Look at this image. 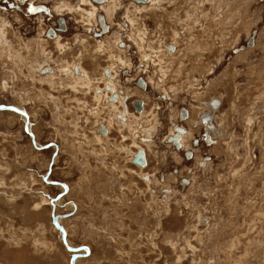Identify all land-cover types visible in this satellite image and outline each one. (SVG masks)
I'll list each match as a JSON object with an SVG mask.
<instances>
[{
    "label": "rangeland",
    "instance_id": "374dc122",
    "mask_svg": "<svg viewBox=\"0 0 264 264\" xmlns=\"http://www.w3.org/2000/svg\"><path fill=\"white\" fill-rule=\"evenodd\" d=\"M34 1L53 9L60 0ZM65 1L68 7L78 4ZM104 1L109 9L97 16L101 11L111 27L106 34L95 36L98 24L83 26L76 12L61 14L69 29L62 40L72 47L63 54L54 41H39V25L45 30L53 20L40 22V14L29 20L22 9L14 16L0 11L4 38L9 27L7 38L18 53L0 56V105L22 107L31 117L30 136L22 116L0 109V264H264V0H155L150 9L133 5L148 2ZM117 5L108 23L107 12ZM76 35L87 37L85 48ZM114 35L131 58L119 74L130 93L127 110L139 114L142 107L137 111L131 104L144 100L145 112L138 122L130 120L135 131L125 121L108 122L109 138L101 145L93 123L103 122L107 111L94 98L106 85L97 79L114 69L110 54L121 56ZM250 37L254 43L248 46ZM26 43L34 51L42 45L53 67L65 60L72 68L77 60L95 77L94 90L76 94L65 76L64 86L40 82L28 58L44 55L32 49L27 54ZM104 43L109 51L100 48ZM93 52L97 64L89 65ZM154 56L143 73L145 58ZM138 75L146 79V91L134 84ZM214 99L220 108L217 103L212 134L220 130L219 141H199L187 159L184 150L169 146L167 135L181 124L191 147L193 137L210 130L198 120ZM183 106L190 111L187 120L177 117ZM142 135H152L154 143L144 146L147 165L139 169L128 152L139 150ZM52 213L72 250L51 222ZM72 253L82 256L71 259Z\"/></svg>",
    "mask_w": 264,
    "mask_h": 264
},
{
    "label": "flooded vegetation",
    "instance_id": "af4514ba",
    "mask_svg": "<svg viewBox=\"0 0 264 264\" xmlns=\"http://www.w3.org/2000/svg\"><path fill=\"white\" fill-rule=\"evenodd\" d=\"M112 1H114V0H112ZM133 2H135V3H143V2H137L136 0H132ZM152 0H149L148 1V3L150 4V2H151ZM118 2V1H117ZM63 3H64V5L65 6H62L63 5ZM75 3H78V4H76L77 5V8H78V10H79V12H81V13H85V15H92V16H94V23H96V17H97V24H98V26H97V31H98V33L97 32H94V35L96 36V35H100V34H106L107 32H109L110 31V26L106 23V20H105V18H104V14L101 12V11H99L98 12V16H97V12H96V9L95 8H99L98 10H100L101 8H102V6L105 4V1L104 0H81V1H79L78 2V0H74V3H72V4H75ZM97 3V4H96ZM98 3H101L102 4V6L101 5H98ZM60 4V5H59ZM69 4H70V2H69ZM88 4L90 5V7L89 8H86V9H89V10H85V9H83L84 7V5H87L88 6ZM22 5V6H21ZM76 5H74V6H76ZM110 4L109 3H107V5H104L103 7L105 8V6H107V8H105V10H107L108 11V9H109V6ZM58 6L61 8H58ZM66 6L68 7V4L66 5V1L65 0H60L59 1V3L58 4H55V5H53V9L55 10V11H57V10H59V11H57L55 14H59L60 16H57L56 18L54 17V10L52 9V7L47 3V2H44V1H42V2H37V1H34V0H0V11L4 14V13H6V14H9L10 16H14L13 15V13L14 12H17V10H20V9H22V10H24L25 11V13L27 14V15H29L28 17H29V20H31V17H36V16H38L39 14H40V16L38 17V20L41 22L42 20L43 21H47V22H49L50 20H53V23H54V25L52 26V25H49V26H47L46 27V29H45V32H44V34H43V36H44V38H47V36H52L53 38L51 39L52 41H54V40H56V38L58 37V36H60V35H62L61 33H66L69 29H68V25H67V21H66V19L63 17V16H61V13H63L64 11H65V9H67L66 8ZM74 6H69V7H74ZM63 7H65V8H63ZM95 7V8H94ZM118 7H119V5H117V6H114V8H115V10H113L112 12H107V14H108V18L109 17H111V16H113V15H115V13L117 12V10H118ZM56 8V9H55ZM68 10V9H67ZM66 10V12L67 13H70V14H72L71 12H69L70 10H68L67 11ZM60 12V13H59ZM96 14V15H95ZM117 14V13H116ZM0 16H1V14H0ZM4 16V15H3ZM2 16V17H3ZM42 17V18H41ZM6 19V18H5ZM15 23V22H14ZM25 23H27V22H25ZM28 24H30V21L28 22ZM127 24V23H126ZM92 24H91V29H93L92 28ZM127 26H128V24H127ZM16 27H21V25L20 26H16ZM41 27L42 26H40L39 25V30L41 29ZM24 29H25V31L27 32V33H29L30 31H32V29H33V26H32V28H31V25H29L28 27H24ZM84 29V28H83ZM38 30V31H39ZM93 33V32H92ZM97 33V34H96ZM48 39H49V37H48ZM250 39H252V43H253V37H250L249 39H248V41L250 40ZM248 41H247V45H248ZM120 45H124L122 42L120 43ZM244 47V46H243ZM77 68L78 67H76V72H77ZM50 70L51 69H46V71H44L43 73L44 74H47L48 72H50ZM105 70L106 69H104V74L106 73V76L108 77L109 75H108V73L107 72H105ZM107 71V70H106ZM124 74H125V72H123ZM144 73V72H143ZM110 77V76H109ZM109 82L111 83V80H109ZM135 82L138 84V86L140 87V88H144L143 90L144 91H146L147 90V85H146V79L144 78V76L143 75H138V77H137V79L134 81V84H135ZM121 85V84H120ZM109 87V88H108ZM121 87H123V86H121ZM105 90L103 91L105 94H108V97H107V101L105 102L106 104L108 103V104H110V105H112V104H118V105H120L122 108H124V110H123V112H118L119 114H117V116H116V119H118L120 122H123L124 120H126L127 118H128V116L131 114L130 112H129V110H127L126 109V106L124 105V103L126 102V100L128 99V97L130 96L129 94H127L126 92H122V93H120V92H111L112 91V87L110 86V84H108V86L106 85L105 86V88H104ZM109 89H111V91L109 90ZM121 90V89H120ZM114 93V94H113ZM127 94V95H126ZM124 97V98H123ZM123 98V99H122ZM169 99V97H165L164 95L162 96V99ZM122 100V101H121ZM139 100H141V99H139ZM125 101V102H124ZM141 101H144V100H141ZM141 101H139L140 103H141V107H142V111L139 113V117L142 115V113H144L145 112V108H144V104L141 102ZM117 102V103H116ZM137 102V101H136ZM135 102V103H136ZM112 103V104H111ZM135 103H133V104H131V106H132V108L134 109V106H135ZM219 104L218 106H216V104ZM124 105V106H123ZM204 106L207 108L208 107V110L207 111H205V112H201L200 114H199V120H198V123H200L201 124V126H205V124H207L209 127L208 128H210V130H206L205 128H204V130L201 132V134L200 135H198V138L197 137H193L192 139H191V147H189V143H188V137L190 136V134L189 133H187V129L186 128H184V127H182V126H180L181 124H179V123H177V124H179V125H176L171 131H170V133H169V135H167L168 137H167V142H169L171 145H169V146H172L173 148H177V150H184V152H183V154L185 155V157L187 158V159H190V158H192L193 157V147H197L198 145H199V141L201 142V144H203V145H206V146H211V145H213V144H215V143H217L218 141H219V138H220V130H217L216 131V133H213L212 134V131H213V126L215 125L216 126V124L214 123V120H213V117H212V115H213V112L215 111V110H217L218 108H220V101L218 100V99H214L211 103H209V102H207V103H205L204 104ZM218 107V108H217ZM205 108V109H206ZM188 109V108H187ZM187 109H186V107H181L180 108V110H179V114H178V119H180V120H184V119H186L187 120V118H190L189 116H190V111H187ZM189 110V109H188ZM121 113H123V114H121ZM125 113V114H124ZM133 114H137V113H133ZM120 115V116H119ZM119 117V118H118ZM125 117V118H124ZM124 119V120H123ZM171 125H172V123H171ZM149 127V126H148ZM176 128H181L182 129V131L178 134V139H177V141H178V143H179V146L178 147H176V145L171 141V140H169V137H172L173 135H175V134H177V131H176ZM140 129H149V128H147V127H140ZM155 131V129H152V131H151V134L153 135V132ZM101 132H102V134H103V132H105V134H103V136L104 135H106V132H107V130L106 129H102L101 130ZM147 133V132H146ZM151 135V136H152ZM148 135H142V136H138V138H139V143H143V144H140V147H142V149L141 148H136V149H140L141 151L145 148L144 146H146L147 147V145H149V144H153L154 142V140H153V137L151 138V136H150V138H148L147 137ZM166 136V135H165ZM201 136V137H200ZM143 140H144V142H143ZM167 144V143H166ZM132 150V149H131ZM133 151V150H132ZM127 152V151H126ZM130 155H131V158L133 159V157H134V155L137 153H130V152H128ZM142 153H143V155H144V158L145 159H148V156H147V154L145 153V151L143 150L142 151ZM177 154V153H176ZM146 155V156H145ZM210 157L209 156H204V160H208ZM133 161V160H132ZM134 163V162H133ZM145 163L146 164H143L142 166H139L138 164H136L135 163V165L137 166V168H141L142 167V169L144 168V167H146V165H147V161L145 160ZM176 171V170H175ZM144 177V176H143ZM145 178V177H144ZM188 178L187 177H182V178H180V182H181V184H187L188 183ZM147 181V180H146Z\"/></svg>",
    "mask_w": 264,
    "mask_h": 264
},
{
    "label": "bare ground",
    "instance_id": "6f19581e",
    "mask_svg": "<svg viewBox=\"0 0 264 264\" xmlns=\"http://www.w3.org/2000/svg\"><path fill=\"white\" fill-rule=\"evenodd\" d=\"M149 0H147V1H144L143 3H146V2H148ZM159 1H162V0H159ZM69 5V4H68ZM62 6H65L64 5V3H63V5ZM58 8H60L59 6H58ZM63 8H65V7H63ZM66 8L68 9V7L66 6ZM56 9V8H55ZM61 9V8H60ZM68 10H70L69 12H76V14L78 13L79 15H80V19H85L86 17H87V19H90V17L92 16V15H85V13H81V12H79V10H78V8L77 7H73V9H68ZM57 11H59V10H57ZM56 11V12H57ZM60 13V12H59ZM62 14V13H61ZM85 17V18H84ZM93 18H94V16H92ZM78 18V17H77ZM76 18V19H77ZM4 20H6L5 18H3L2 16H0V56H2V55H7L8 57L9 56H15L14 55V52H13V50H15L12 46H11V43H10V40H8L9 38H7V33H8V31H9V27H7V29H6V38H4V35H3V33H4V31H3V28H2V25L3 24H1V22L2 21H4ZM8 21V20H7ZM83 21V23L84 24H86L85 26H89V27H91V24L92 23H87L86 22V20H82ZM11 25V24H10ZM40 31V32H39ZM38 32L40 33V35H42V31H44V29L42 30V28L39 30ZM18 34V33H17ZM38 37H40V36H38ZM87 37H84V36H80V35H76L75 36V41H79L80 42V44H81V46H83V48H85V46L87 45V39H86ZM114 38H117V40H113L115 43H114V46H115V48L116 49H118L117 48V46L119 45V44H117L118 43V41L121 39V37H119V36H117V35H115V37ZM40 40V42L42 41V42H47V40L45 41L44 40V38L42 37V38H39ZM119 39V40H118ZM28 40V39H27ZM103 40V39H102ZM108 40V39H107ZM17 42V41H16ZM19 42V41H18ZM121 42V41H120ZM39 43V42H38ZM54 43H55V46L57 47V49L59 50V52L60 53H66L67 52V50L65 49V48H67V49H70L71 48V45H69V43H64L63 42V40H56V41H54ZM102 43V42H101ZM106 43V42H105ZM101 44L100 45V48L102 49V50H104V52L105 51H109V50H107L106 48H107V46H111L112 44H110V41H109V45H107L106 46V44ZM253 43H254V41H253ZM27 44V43H26ZM71 44V43H70ZM103 45V46H102ZM113 46V45H112ZM111 46V47H112ZM248 46H250V45H248ZM32 47V46H31ZM106 47V48H105ZM24 49H26V51H27V54H29V52H30V49H32V48H30V46L27 44V46L26 47H23ZM109 49H110V47H108ZM113 48V47H112ZM92 49H93V47H92ZM91 49V50H92ZM39 50H41V51H39ZM101 50V51H102ZM119 50V53H121V60H123V63L122 64H124V66H125V61H126V49L125 50H123V49H118ZM34 50L32 49V52H33ZM11 52H12V54L13 55H11ZM36 54H43L44 55V57L43 58H39L38 57V59L39 60H36V62H35V64H34V61H31L30 62V60H29V62H30V64L32 63V66L31 65H28V67H30L31 69H34L36 72V74H37V72H40L41 71V69H43L44 67H47V64H48V57L49 56H47V54L44 52V48H42V45L40 46V49H36V51H34ZM95 52V51H94ZM94 52L92 53L93 55H91L90 56V58H88V64L90 65L91 63H94V61H97V57L96 58H94ZM99 52H100V50H99ZM98 52V53H99ZM91 53V52H90ZM105 54V53H104ZM97 55V54H96ZM109 55V54H108ZM111 56H109L111 59H113L112 57H113V51H112V53L110 54ZM37 56V55H36ZM47 56V57H46ZM107 57V56H106ZM2 58V57H1ZM1 58H0V60H1ZM86 58V57H85ZM105 58V57H104ZM109 58V59H110ZM26 59V58H25ZM24 59V60H25ZM62 59V58H61ZM80 59V58H79ZM3 60V59H2ZM114 60V63L115 64H112L113 66H114V72H119L118 74H116L117 76H118V79H120L119 78V74L123 71V68H124V66L123 65H119V60L117 59V61H116V59H113ZM60 61V60H59ZM76 61L77 60H75V62H74V65L72 66V68H71V66H69V64L68 65H66V64H64V62H65V60L63 61V64H60L59 66H57V67H54L53 68V73L51 74V75H49V76H46V77H40V79H39V81L41 82V81H46V82H51L50 83V85L51 86H53V84L54 83H59V85H61V86H64V85H62V84H64V80H65V77L69 80V85L68 86H70V88L75 92V93H78L79 91V93H82V94H86V93H88V92H90L89 90H87V92H86V89H90V86H92V91L94 90V87H95V85L97 84V83H95V81H94V79H95V77H94V79L91 77V75H89V74H87V72L85 71V70H83V68H82V66L80 65V63H76ZM78 61H80V60H78ZM61 62V61H60ZM24 63H25V65L28 63H26L25 61H24ZM73 63V62H72ZM99 63V62H98ZM95 64H97V62L96 63H94V64H91V65H95ZM71 65V64H70ZM79 65V66H78ZM77 67L78 66V68H77V74H78V76H75V74H73L74 76H75V78L72 80L71 78H70V73L72 72L73 73V70H74V67ZM111 66V65H110ZM115 66H116V69H115ZM94 67V66H93ZM51 68V67H50ZM85 68V67H84ZM103 68V67H102ZM108 69H110V68H108ZM113 70V69H112ZM46 71V70H45ZM110 71H111V69H110ZM31 72V71H30ZM29 72V73H30ZM101 72V71H100ZM113 72V71H112ZM1 73V72H0ZM30 74H32V73H30ZM94 74V73H93ZM109 74H110V72H109ZM45 76V75H44ZM54 76H56V77H59L58 78V80L56 79V81H55V79H53V77ZM65 76V77H64ZM114 76V75H113ZM116 76V77H117ZM97 78V77H96ZM84 79V80H83ZM99 79H101L100 80V84H101V82L102 83H105L104 82V80H103V78L102 77H99L98 79H97V82H98V80ZM116 80V79H115ZM109 83V82H108ZM8 83H7V80H4V82H3V86L7 89V87H6V85H7ZM66 84V83H65ZM109 84H111V83H109ZM67 85V84H66ZM106 86V85H105ZM113 86V85H112ZM97 87V86H96ZM9 88V87H8ZM81 88V89H80ZM109 88V87H108ZM114 88V87H113ZM116 88V87H115ZM117 88H119V87H117ZM124 88V87H123ZM10 89V88H9ZM8 89V90H9ZM101 89V88H100ZM136 89V88H135ZM11 90V89H10ZM110 91H111V89H109ZM123 90V89H122ZM126 92V91H125ZM137 92H139V91H137ZM114 94V93H113ZM130 94V93H129ZM127 95V94H126ZM15 96V95H14ZM107 95L103 92L102 93V95L101 96H99V97H96L95 96V101H98V103L99 104H102L103 106H104V103L107 101V97H106ZM124 98V97H123ZM122 98V99H123ZM129 98V97H128ZM79 99V98H78ZM22 101V100H21ZM24 101V100H23ZM27 101V100H26ZM122 101V100H121ZM125 102V101H124ZM117 103V102H116ZM86 104V103H85ZM112 104V103H111ZM135 104H138V103H135ZM84 105V104H83ZM109 105V104H108ZM118 105V104H117ZM124 105H125V103H124ZM123 105V106H124ZM95 106V105H94ZM110 106V105H109ZM111 107V106H110ZM110 107H105V110L107 111V115L105 116L106 118L103 120V122L105 123V127L104 126H102L101 124H104L103 122H99V119H97L93 124H94V126L96 127H94V129H95V131H96V134H100V130H102V129H106L108 132H106V136H102V135H95L96 136V140L98 141V142H102L101 143V145L103 144V142H105L108 138H109V132L111 131V129H110V125L108 126V122H111V121H116L117 122V124H119L120 122H119V120L118 119H116V116H117V114H119V113H115L116 112V108L118 109V106H113L112 108H110ZM120 107V106H119ZM138 107H139V111L141 110V103L138 105ZM101 108V107H100ZM145 108V107H144ZM19 109H21V110H24L22 107H19ZM114 109H115V112H114ZM124 110V109H123ZM108 111H111L112 112V115L110 116V114L108 113ZM102 112V111H101ZM132 112V111H131ZM143 112V111H142ZM97 113V112H96ZM103 113V112H102ZM133 113V112H132ZM105 114V113H104ZM121 114H123V113H121ZM125 114V113H124ZM97 115V114H96ZM120 116V115H119ZM142 116V115H141ZM140 116V117H141ZM100 117V116H99ZM119 118V117H118ZM125 118V117H124ZM88 119V118H87ZM96 119V118H95ZM124 120V119H123ZM130 120H132V121H135V122H138L139 121V114H131V116H130V119H126V120H124L123 122H124V125L125 126H128L129 128H131V130H134L135 131V129L130 125ZM89 122V121H88ZM30 123L31 122H29L28 123V125H30ZM119 126H121V124H119ZM29 128H30V126H29ZM128 128V129H129ZM109 129V130H108ZM119 129V128H118ZM122 129H123V127H122ZM122 131V130H121ZM94 133V132H93ZM135 133V132H134ZM103 134H105V132H103ZM93 135V136H94ZM122 135V134H121ZM133 135V134H132ZM101 136V137H100ZM124 138V137H123ZM127 140V139H126ZM124 141V140H123ZM137 146V148H141L142 149V147H140V146H138V145H136ZM124 150H126V149H124ZM127 151V150H126ZM143 151V150H142ZM107 152V151H106ZM60 153V152H59ZM100 153V152H99ZM95 154V153H94ZM129 154V153H128ZM146 154H147V152H146ZM100 155V154H99ZM102 156V155H101ZM105 156V155H104ZM131 156V155H130ZM146 156V155H145ZM58 157V156H57ZM96 157H98L97 155H96ZM95 157V158H96ZM99 158V157H98ZM102 158V157H101ZM132 159V158H131ZM145 159V158H144ZM55 160V159H54ZM57 160L58 159H56L55 161H56V163H57ZM146 160V159H145ZM144 164V163H143ZM142 164V165H143ZM146 164V163H145ZM142 165H139V166H142ZM60 186H61V184H60ZM62 190H63V188H62ZM61 202L60 201H58V204H60Z\"/></svg>",
    "mask_w": 264,
    "mask_h": 264
},
{
    "label": "crops",
    "instance_id": "0c3cea01",
    "mask_svg": "<svg viewBox=\"0 0 264 264\" xmlns=\"http://www.w3.org/2000/svg\"><path fill=\"white\" fill-rule=\"evenodd\" d=\"M150 3H152V4H151L149 7H145V6H148L149 4H148V5H138V4H133V5H134L135 7L143 6L142 8L150 9L151 7H153V5H154V3H156V1H155V0H152ZM105 4H106V3H105ZM105 4H104V5H105ZM104 5H103V6H104ZM103 6H102V9L105 10V8H107V6H105V8H104ZM75 7H77V5H76ZM94 8H95V7H94ZM68 9H73V7H68ZM84 9H86V8H84ZM95 9H96V12H97L99 8H95ZM66 10H67V9H65V11H66ZM86 10H87V9H86ZM67 11H68V10H67ZM133 12H134V11H133ZM95 15H96V14H95ZM79 17H80V15H79ZM74 18L76 19V17H74ZM84 18H85V17H84ZM132 18H134V16H132ZM219 18H220V16H219ZM126 19H127V18H126ZM134 19H135V18H134ZM134 19H133V20H134ZM82 20H86V22L88 21L87 23L90 22V23H92V25H94V18H93L92 16L90 17V19H87V17H86L85 19H80V21H81V23H82V25H83L84 23H83ZM107 21H108V23H109V18H108V17H107ZM96 23H97V21H96ZM96 23H95V24H96ZM136 23H137V22H136ZM130 24H131V23H130ZM85 25H86V24H84L83 26H85ZM131 26L133 27L132 24H131ZM41 28H42V27H41ZM42 29H43V28H42ZM44 32H45V30L42 31L41 33L44 34ZM134 32H136L135 29H134ZM136 33H137V32H136ZM138 35H139V34H138ZM114 36H115V35H114ZM43 38H44V37H43ZM45 39H46L47 41H48V40H51V39H48V38H44V40H45ZM58 39H59V40H62V35H60V36H58V37L56 38V40H58ZM46 40H45V41H46ZM56 40H54V41H56ZM118 40H119V39H118ZM120 41H122V40L120 39V40L118 41L117 44H119ZM114 43H115V42H114ZM122 46H124V45H122ZM143 47H144V46H143ZM117 48L120 49L121 47L118 45ZM144 48L147 50L146 47H144ZM65 49L68 51V50L72 49V47H71L70 49H67V48H65ZM121 49H123V48H121ZM125 49H127V48H125ZM123 50H124V49H123ZM169 50H170V48H169ZM13 52H14V55H15V56L18 55V53L16 52V49L13 50ZM35 54H36V53H35ZM36 55H38V54H36ZM47 55H48V54H47ZM25 57H26V59H25L24 61L27 63V58H28V57H27V55H26ZM112 58H113V59H116L115 56H113ZM120 58H121V57H120ZM120 58H118V60H119V62H120L119 65H123V66H124V64H122V63H123V60H121ZM126 58H127V59H128V58L131 59L130 57L127 56V54H126ZM16 59H17L18 62H23V59L20 60L18 57H17ZM28 59H30V62L32 61V58L29 57ZM37 59H38V58H37ZM37 59H36V60H37ZM145 59H146V62H145V68H143V69H144V70H143L144 73H145L146 71H148L149 67H152V63H153V61H154V59H155V56L152 57V58L146 57ZM36 60L34 61V64H35ZM116 61H117V59H116ZM130 61H131V60H130ZM30 62H29V65L32 66V63L30 64ZM130 63H131V62H128L126 65H128V66L130 67ZM60 64H63V63H60ZM64 64H65V62H64ZM78 66H79V65H78ZM78 66H77V67H78ZM112 66H113V65H112ZM50 67H51V68H50ZM56 67H57V66H56ZM53 68H54L53 66H51L50 64H47V67H44L43 69H41V71L38 72V75H39L40 77H46V76H49V75H51V74L53 73V71H54ZM46 69H51V70H50V72H48L47 74H44L43 72H44ZM75 69H76V66L74 67L73 74H75V76H78V74L76 73V70H75ZM112 71H113V72H112ZM109 72H110V74H109ZM122 72H123V71H122ZM28 73H29V71H28ZM107 73H108V75H109L110 77H109V76L107 77V76H106V73H105V74L103 73V75H101L100 77L103 78V80H104V82H105V84H106L107 86H108V84L110 83L109 80H111V84H110V86L112 87V91H111V92H120V93H122V92H125V91H126V93L129 94V92H128L129 90H128V89H125V88H123V87H121V85H120V83H119L118 76L116 75V74H118L119 72H114V69H113V70L111 69V71H110V69H107ZM113 73H114V74H113ZM44 75H45V76H44ZM113 75H114V76H113ZM116 76H117V77H116ZM57 78H59V77H57ZM115 79H116V80H115ZM83 80H84V79H83ZM100 80H101V79H99L97 83H99ZM55 81H56V79H55ZM108 82H109V83H108ZM112 85H113V86H112ZM113 87H114V88H113ZM115 87H116V88H115ZM117 87H119V88H117ZM80 89H81V88H80ZM91 89H92V86H90V89H86V92H87V90L92 91ZM120 89H121V90H120ZM122 89H123V90H122ZM104 90H105V89H104ZM79 92H80V91H79ZM102 93H103V92L100 91V94H101V95H102ZM76 94H77V93H76ZM106 95H107L106 97H108V94H106ZM129 95H130V94H129ZM167 97H168V95H167ZM79 100H80V98L77 99V101H79ZM80 102H81V100H80ZM85 103H87V101H86V100H83V101H82V104H84L85 107H84V106H82V107H84V108L86 109V104H85ZM2 104H4V103H2ZM9 105H12V104H9ZM104 105H106V107H110V106H111L110 108H112L113 106H118V110H116V112H115V110H114V112H115V113L120 112V108H119L120 105H117V104H112V105H110V104H109V105H110V106H109L108 103H107V104L104 103ZM125 106H126V109H127V104H126V102H125ZM79 107H80V106H79ZM82 107H80V108H82ZM87 108H88V107H87ZM23 111H24V110H23ZM88 112H89V114L91 115L93 111L90 110V111H88ZM25 113H26V112H25ZM104 113H105V115H107V112H104ZM17 114L20 116V114H19L18 112H17ZM26 114L28 115V113H26ZM28 117H29V115H28ZM21 118H22V117H21ZM30 118H31V117H29V120H28L29 122H31V121H30ZM87 118H88V117H86L85 120H88ZM96 119H97V118H96ZM140 119H141V118H140ZM95 121H96V120H95ZM95 121H94V122H95ZM29 122H28V123H29ZM111 122H112V121H111ZM113 122H114V121H113ZM115 123H116V125H117V122H115ZM107 124H108V123H107ZM23 125H24V123H23ZM101 125H102V124H101ZM28 126L31 127V123H30V125H28ZM108 126H109V125H108ZM94 127H95V126H94ZM94 127H93V128H94ZM104 127H105V126H104ZM109 127H110V126H109ZM95 128H96V127H95ZM111 128H112V127H110V129H111ZM108 130H109V129H108ZM25 131H26V130H25ZM94 131H95V130H94ZM95 132H96V131H95ZM107 132H108V131H107ZM100 135L103 136L101 130H100ZM104 136H106V135H104ZM104 136H103V137H104ZM36 144H37V147L40 148V145H38V143H36ZM47 175H48V173H47L45 176H47ZM44 181H46V180L44 179ZM46 182H47V181H46ZM53 182L57 183L56 181H53ZM51 222H52V218H51ZM53 225H54V224H53ZM57 229H58V228H57Z\"/></svg>",
    "mask_w": 264,
    "mask_h": 264
},
{
    "label": "water",
    "instance_id": "95a60500",
    "mask_svg": "<svg viewBox=\"0 0 264 264\" xmlns=\"http://www.w3.org/2000/svg\"><path fill=\"white\" fill-rule=\"evenodd\" d=\"M137 2H144V1H147V0H136ZM252 44V39H250L249 41H248V45H251ZM105 72H107L106 70H105ZM136 103H138V104H135V108H136V110L137 111H139V107H138V105L140 104V102L139 101H137ZM4 109V108H6V109H12V110H14L15 112H18L19 114H20V116H22V119H23V123H24V126H25V130H26V132L31 136V132H30V130H28V128H27V126H28V115L23 111V110H21V109H19V108H13L12 106H8V105H0V109ZM23 117H25V118H23ZM176 131H177V134H175V135H173L172 137H169V140H171L175 145H176V147H178L179 146V143H178V141H177V139H178V134L182 131V129L181 128H176ZM45 146V145H44ZM133 162L134 163H136V164H138V165H142L144 162H145V159H144V155H143V153H142V151L139 149L138 151H137V153L134 155V157H133ZM44 179L46 180V181H48L47 180V177L45 176L44 177ZM60 195H62V192L61 193H59L58 194V196L57 197H59ZM51 218H52V223L54 224V226L56 227V228H58L59 230H61L62 231V240H63V243L65 244V231H64V229L62 228V226L61 225H59V223L57 222V216L56 215H54L53 213L51 214ZM65 246H66V248L69 250H72L71 248H70V246H68L67 244H65ZM75 249H78V248H75ZM74 249V250H75ZM77 256H82L81 254H76V253H72V255H71V259L72 258H74V257H77ZM72 261V260H71Z\"/></svg>",
    "mask_w": 264,
    "mask_h": 264
}]
</instances>
